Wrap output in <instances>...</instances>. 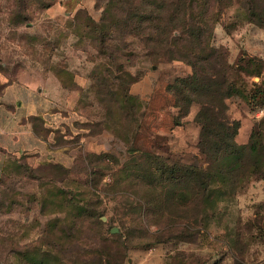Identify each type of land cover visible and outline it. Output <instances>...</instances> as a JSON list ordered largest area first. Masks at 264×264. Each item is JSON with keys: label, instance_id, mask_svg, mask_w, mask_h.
I'll list each match as a JSON object with an SVG mask.
<instances>
[{"label": "rangeland", "instance_id": "rangeland-1", "mask_svg": "<svg viewBox=\"0 0 264 264\" xmlns=\"http://www.w3.org/2000/svg\"><path fill=\"white\" fill-rule=\"evenodd\" d=\"M107 1L57 0L45 8V0H0V77L38 88L62 118L42 133L58 155H0V264H264V179L209 221L166 226V213L179 209H165L159 184L146 188L144 171L161 163L142 154L167 165L202 164L199 128L177 117L167 91L191 68L150 63L140 45L124 50L119 39L108 58L86 28L87 19L100 21ZM225 3L212 45L231 65L241 56L262 63L261 75L241 76L242 93L224 102L243 145L264 119L256 94L264 91V28L251 13H264V0ZM127 93L136 101L124 99Z\"/></svg>", "mask_w": 264, "mask_h": 264}, {"label": "trees", "instance_id": "trees-1", "mask_svg": "<svg viewBox=\"0 0 264 264\" xmlns=\"http://www.w3.org/2000/svg\"><path fill=\"white\" fill-rule=\"evenodd\" d=\"M56 1L45 0L44 7ZM226 1L230 0H108L98 23L87 19L90 38L110 59L112 43L119 39L124 50L134 42L140 45L150 63L179 61L191 68L189 76L176 78L167 91L177 117L189 116L187 121L191 119L199 128L196 147L202 164L167 165L159 155L142 154L157 165L161 163L153 166L151 162L144 171L146 188L152 192L159 184L160 192L165 190L161 200L165 209H179L175 215L166 213L167 227L178 223L185 230L209 221L220 205L229 203L251 181L264 179V119L253 124L248 143L242 145L236 142L239 124H229L225 118L224 102L242 93L241 76L252 78L262 73L261 61L241 56L231 65L227 52L212 45L214 28L222 11L229 8ZM251 13L264 28V13ZM256 94L264 105V91ZM123 97L136 101L128 93ZM193 106L198 109L190 115ZM33 122L36 133L45 138L42 133L50 130L36 119Z\"/></svg>", "mask_w": 264, "mask_h": 264}, {"label": "crops", "instance_id": "crops-1", "mask_svg": "<svg viewBox=\"0 0 264 264\" xmlns=\"http://www.w3.org/2000/svg\"><path fill=\"white\" fill-rule=\"evenodd\" d=\"M33 119L49 133L53 126L62 123L61 115L58 117V112L52 110L44 92L22 80L6 82L0 77V155L37 160L58 155L59 151L50 150L48 139L36 133ZM195 130L199 133L196 127ZM3 170L0 158V178Z\"/></svg>", "mask_w": 264, "mask_h": 264}, {"label": "water", "instance_id": "water-1", "mask_svg": "<svg viewBox=\"0 0 264 264\" xmlns=\"http://www.w3.org/2000/svg\"><path fill=\"white\" fill-rule=\"evenodd\" d=\"M117 231L114 229L113 231H112V233H116Z\"/></svg>", "mask_w": 264, "mask_h": 264}]
</instances>
